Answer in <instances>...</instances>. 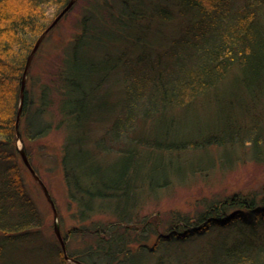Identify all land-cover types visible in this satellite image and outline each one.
Returning a JSON list of instances; mask_svg holds the SVG:
<instances>
[{
    "label": "trees",
    "instance_id": "obj_1",
    "mask_svg": "<svg viewBox=\"0 0 264 264\" xmlns=\"http://www.w3.org/2000/svg\"><path fill=\"white\" fill-rule=\"evenodd\" d=\"M69 1L0 0V264L13 243L42 238L15 121L27 58ZM80 2L76 31L60 37V50L34 73L52 55L47 41ZM209 101L224 109V122L176 136L183 114ZM153 123L162 128L138 131ZM54 128L64 133L59 164L81 223L64 235L69 257L126 264L136 253L158 252L156 264H264V186L206 199L194 214L173 212L168 221L141 214L176 175L188 181L244 157L264 166V0H77L39 46L25 87L22 141ZM225 150L232 156L221 158ZM201 151L213 152L209 166L195 163ZM76 236L83 257L71 254ZM44 250L46 264H67L57 243Z\"/></svg>",
    "mask_w": 264,
    "mask_h": 264
},
{
    "label": "rangeland",
    "instance_id": "obj_2",
    "mask_svg": "<svg viewBox=\"0 0 264 264\" xmlns=\"http://www.w3.org/2000/svg\"><path fill=\"white\" fill-rule=\"evenodd\" d=\"M82 2H80L77 7L69 15V19L63 21L60 26L54 31V35L47 41V46H49V51L52 55L44 56L40 61L38 60L33 67V72L42 73L43 68L51 62V56H54L58 52L63 44L60 37L67 39L71 38L72 33L76 31V26L72 21L78 16L81 11ZM57 38H53V37ZM38 87V86H37ZM232 80L225 84V89L223 94L225 98L232 97L231 93L233 91ZM227 99H224V101ZM224 109L217 106L213 102H207L202 106L200 112L191 110L188 113H184L175 126L176 136L185 135L184 133L192 134L193 128L196 127L202 132L208 129L209 126L215 127L224 122L226 114H222ZM56 119V118H54ZM158 127L162 128V125H156L153 123L150 126H145V128L138 130L140 133L145 131L149 134V129H154ZM152 129V130H153ZM64 133L60 130H52L46 137L40 138L36 141L25 140L23 142L24 147H27L31 151V164L33 167L37 168L38 177L42 180L46 188L48 189L51 198L55 204L57 215L60 224V233L64 238L73 228L80 227L81 223L76 219V205L71 202L68 198V188L64 179V173L62 171L61 165L59 164V159L62 156V149L64 145ZM19 142H17V146ZM213 152L201 151L197 153L195 158V163L197 165L206 167L212 163ZM233 152L230 150H225L220 154V157L232 156ZM57 158V159H56ZM113 158V157H111ZM56 159V160H55ZM160 159H156V162ZM173 163H178L179 161H173ZM118 159L116 160V162ZM159 163V162H158ZM189 163V162H188ZM187 163V165H188ZM192 163H189L190 167ZM176 166V165H174ZM169 172V171H168ZM185 174L176 175V181H173L167 188L161 190L159 196L156 200L146 201L142 206L141 214L142 216H152L153 213H159L163 218L168 221L173 212L190 213L194 214L195 211L202 204L204 200H222L226 196H231L236 193H241L246 195L250 192H255L260 190L264 186V166H257L247 157L236 162L233 168L225 170L221 166L217 169L211 171L209 174H196L192 176L188 181H183L182 179ZM161 178V177H160ZM25 181L27 185V192L31 195L35 207L38 209L40 217V227L38 229L41 232V240L38 238L36 241L24 242L23 244L13 243L11 245L12 252L6 258V264H14V259L16 258V253L14 249L20 250L18 254V264H46L48 256L44 253L45 246H53L54 244L60 243L54 233V212L47 201V198L36 183L31 173H27L25 176ZM93 219L101 221H109L107 215H94ZM86 224H89L87 222ZM163 225L161 228H164ZM155 238H152L147 244L149 250L154 247ZM71 254L76 256H82L85 250L83 248V241L81 236H76L74 239L68 243ZM40 246V250H39ZM138 245H135L137 247ZM147 248V249H148ZM161 254L156 252L153 256H147L145 254L136 253L130 261L125 262L126 264H156L157 258ZM66 260V259H65ZM67 264H73L67 261Z\"/></svg>",
    "mask_w": 264,
    "mask_h": 264
},
{
    "label": "water",
    "instance_id": "obj_3",
    "mask_svg": "<svg viewBox=\"0 0 264 264\" xmlns=\"http://www.w3.org/2000/svg\"><path fill=\"white\" fill-rule=\"evenodd\" d=\"M76 1L77 0H70L68 2L67 6L59 13V15L49 25V27H47V29L38 37L33 49L31 50V52L27 58L26 65H25L24 72H23V76L21 79L20 91H19L18 110H17V115H16V121H15V131H16L17 140L19 142V145L17 146L18 152L20 153V156H21L24 164L26 165V167L28 168V170L32 174L33 178L36 180V182L39 184V186L43 190V192L47 198V201L49 202V204L51 205V207L53 209L54 218H55V220H54V233H55V235H56V237L60 243L64 259H66L69 262H72L73 264H84V263L78 261L77 259L69 257L67 254L66 242L60 233V224H59V219H58L55 204L51 198V195H50L48 189L46 188V186L44 185L42 180L38 177V175L33 170L32 166L28 160L26 150H25L22 138H21L20 133H19V124H20V120H21V116H22L24 99H25V87H26V83H27L28 72H29V69L31 67L33 58H34L36 52L38 51L39 46L41 45L44 38L48 34V32L52 28L55 27V25L62 19L64 14L76 3Z\"/></svg>",
    "mask_w": 264,
    "mask_h": 264
}]
</instances>
